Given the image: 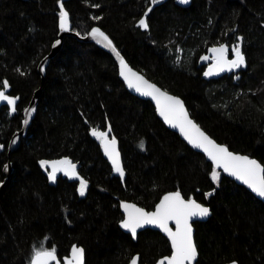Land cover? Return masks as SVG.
Listing matches in <instances>:
<instances>
[{
	"label": "trees",
	"instance_id": "16d2710c",
	"mask_svg": "<svg viewBox=\"0 0 264 264\" xmlns=\"http://www.w3.org/2000/svg\"><path fill=\"white\" fill-rule=\"evenodd\" d=\"M60 1L0 0V85L8 80L11 93L20 95L17 111L0 109V185L5 164L13 166L0 189V264H31L36 250L53 247L62 259L74 244L84 247L85 264H128L137 253L141 264L154 263L171 253L169 240L149 228L134 240L119 226L120 203L152 209L172 190L212 210L208 220L194 223L196 264H264V203L170 130L151 101L132 94L109 52L67 35L42 81L37 66L58 37ZM62 4L74 31L84 35L102 27L132 66L180 95L210 135L264 165V0ZM142 18L147 29L139 27ZM221 43L231 54L239 45L245 65L207 79L202 56ZM39 87L36 116L8 157V142ZM93 129L117 138L124 179L104 157ZM63 156L79 163L84 196L79 181L61 175L53 184L40 165ZM213 170L219 181L212 180Z\"/></svg>",
	"mask_w": 264,
	"mask_h": 264
},
{
	"label": "snow or ice",
	"instance_id": "6c2138e0",
	"mask_svg": "<svg viewBox=\"0 0 264 264\" xmlns=\"http://www.w3.org/2000/svg\"><path fill=\"white\" fill-rule=\"evenodd\" d=\"M181 2L188 3V0H181ZM152 3H157V0H152ZM61 9L60 28L61 30H67L69 26L68 13L63 11L62 6ZM148 11H151V8ZM147 14L146 12L145 17ZM138 24L141 28H148V23L144 18L140 19ZM91 35L97 38L99 43L104 44L105 47L110 48L116 54L120 63V75L127 82L128 87L134 88L141 95L150 96L155 100L159 114L164 118L165 122L174 128H179L181 134L193 147L203 149L217 169L222 168L224 172L241 180L260 197H264V166L247 156L235 155L227 147L216 144L189 119L184 104L179 98L162 92L142 76L133 72L125 63L123 57L120 56L112 41L98 28H94ZM211 52L213 53L212 59L214 63L204 73L205 76L214 75L225 69L231 71L245 65V57L239 45L232 48L234 59L231 60L228 59V47L226 45L222 44L219 47H213ZM202 59L207 60L209 57H203ZM2 87L7 89L8 82L4 81ZM16 99L6 95L4 91H0V101H6L11 106L13 112L16 111ZM33 111L35 109L28 110V115L30 116ZM24 123L27 124L28 121L25 120ZM110 131L111 128L109 127L108 132ZM108 132H100L93 129L91 134L101 141L105 155L110 159L114 170L123 177L124 169L116 147L117 141L115 137L109 139ZM140 147L143 148V143H141ZM40 165L42 168H51V171L48 173L50 181H56L58 172H63L64 175L70 178L79 179V194L81 196L85 195L87 181L78 176L76 165L70 160L40 161ZM211 178L213 181H219L220 173L213 170ZM211 194L208 193L207 195ZM122 207L126 213V218L122 220L120 226L128 230L134 238L137 234V229L145 225H156L168 235L171 241L172 254L169 257L161 259L158 264H193L197 257V250L193 243L190 221L193 217H207L210 214L208 207L198 203L195 199L186 200L179 191L165 195L153 212H146L134 204L125 203ZM170 221L175 224L174 231L169 227ZM138 260V257H134L131 260V264H138ZM52 261H56V264H59L55 247L51 250H36L31 264H51ZM65 264H84V250L74 245L71 249V258L67 259Z\"/></svg>",
	"mask_w": 264,
	"mask_h": 264
},
{
	"label": "water",
	"instance_id": "95a60500",
	"mask_svg": "<svg viewBox=\"0 0 264 264\" xmlns=\"http://www.w3.org/2000/svg\"><path fill=\"white\" fill-rule=\"evenodd\" d=\"M62 1H63V0H62ZM62 1H60V7L62 6L63 11H65V12L68 13V24H69V26H68V29H67V30H61V28H60V18H59V32H58V37H57V38L55 39V41L53 42L50 51H49V52H48V53H47V54H46V55L40 60V62L38 63V66H37L38 72H39L40 75L42 76V81L44 80L46 66L49 64L50 60H51L53 57H55V56L57 55V53L60 51V49L62 48L63 43H64V38H65V36H67V35H72V36H75V37H76L78 40H80V41H85V42H92V43H95V44H97L100 48H102V49H104L105 51L109 52V53L114 57V59H115V61H116V63H117V66H118L119 77H120V79L124 82L126 88H127L132 94L138 96L139 98H142V99H145V100H149V101H151V103L155 106L156 113H157L158 117L163 121V123H164V124L170 129V130L176 132V133L180 136V138H181L183 141H185V142H186V143H187L192 149H194V150H196V151L202 153V154L206 157L207 161H209L210 163H212V165L215 167V164L212 162V160L209 159L207 153H205V152L203 151V149L193 147V145L190 144V143L188 142V140H186L185 137L181 134L179 128H174V127H172L170 124H168L167 122H165L164 118L159 114V111H158V108H157V105H156L155 100H153L150 96H144V95H141V94H140L139 92H137L134 88H129V87H128L127 82H126V81L124 80V78L120 75V63H119V58L116 56V54H115L110 48H107V47L104 46V44L99 43L98 40H97V38H94V37L91 35L92 30H93L94 28H98L101 32H103V33H104V34H105V35H106V36L112 41V44L114 45V47L116 48V50L120 53V56L123 57L125 63L128 65V67H129L133 72H136L138 75L142 76L146 81H148L150 84L155 85V86H156L157 88H159L162 92H166V93H167L168 95H170V96H173V97H177V98H179V99L183 102V104H184V108H185V110H186L187 113H188V117H189V119L192 120L193 123H195V124L201 129V131H203V132H204V133H205V134H206L211 140H213V141H214L216 144H218V145H221V146L227 147L228 150H229L230 152H232L233 154H235V155H239V156H247L248 158L257 161L259 164H261L262 166H264V165L262 164V162H261L259 159L255 158V157H252V156H250V155H248V154H246V153H242V152L234 151V150L230 149V148L228 147V145L219 142V141L216 140L212 135H210V134H209V133H208V132H207V131H206V130L200 125V123H198V122L194 119V117L191 115V112H190V110H189V108H188V106H187L185 100H184L180 95H178V94H176V93H173V92H171V91L165 89L164 87H162L161 85H159V84L156 83L155 81H153V80H151L150 78H148V77H147L142 71H140L139 69H137V68H135L134 66H132L131 63H130V62L127 60V58L125 57V55H124V54L119 50V48L116 46V44H115V42L113 41V39L111 38V36H110V35H109V34H108V33H107L102 27H100L99 25H95V26H93V27H92V28H91L86 34H84V35L78 33L77 31H74V30L72 29V22H71V19H70V14H69V12L66 10V8L64 7V5L62 4ZM177 1H178V3H180V4H182V5H188V4L191 3L192 0H188V3H182L181 0H177ZM61 10H62V9H61ZM57 41H59V43H57ZM222 44H223V45H226V46L228 47V45H227L226 43H221V44H217V45H214V46H210L209 49H208V51H207V53L204 55V57H210V56H213V53L211 52V49H212L213 47H219V46L222 45ZM228 59L231 60V59H234V57H233V58H230L229 55H228ZM202 61H204V59H202ZM213 63H214V61H213L212 63H210V64L206 67L204 73L208 71L209 67H210ZM238 69H239V68H237V69H232L231 71L225 69L224 71L217 72L216 74L211 75V76H205L204 74H203V76H204L205 78H207V79H210V78H215V77L222 76V75H224V74H226V73H231V72H233V71H235V70H238ZM5 81L8 82V88H7V89H4V88L2 87V85H0V91H4L6 95H8V96H10V97H12V98H17V99H16V105H15V107H16V111H17V106H18V104H19V102H20V95H19V94H18V95H14V94H12V93H11V84L9 83L8 80H5ZM41 91H42V88H41V87H39L38 89H36L35 92H34V94H33V96H32V98H31V100H30V102H29L28 105L24 108V110H23V119H22V127H21L19 130H16V131L13 133V135L11 136V138H10V140H9V142H8V145H7V155H8V157L11 156L12 152H14V151H16V150L18 149V147L20 146V143H21V137L26 135L29 126L31 125L33 119L35 118L36 113H37V107H38V102H39V98H40ZM4 106H8V108H9V112H10V113H14V112L12 111L11 106L8 105L6 101H0V109H1L2 107H4ZM31 109H35V111H33V112L31 113V115L29 116V115H28V110H31ZM25 120L28 121L27 124L24 123ZM112 137H113V136L108 135V138H109V139H111ZM115 139H116V141H117L116 147H117V150L119 151V154H120V162H121V165H122V167H123V169H124V176H123V177H121L120 174L117 173V172L114 170L113 165H112L110 159L108 158L107 155H105L104 148H103L102 144H101V147H102V150H103L104 157L107 159V161L109 162V164H110L111 167L113 168L115 174L118 175L119 177H121V179H124V178L126 177V170H125V168H124L123 156H122V153H121V150H120L119 144H118V140H117L116 137H115ZM100 143H101V141H100ZM0 146H2V147H0V150H3V149H4L3 145L1 144ZM62 159H68V160H70L73 164H75V165H76V171H77V173H78V176H79L80 178H83L82 175H81L80 172H79V163L76 162V161H74L73 159H71V158H69V157H66V156H63V157H57V158L49 159V160H47V161H49V162H53V161H59V160H62ZM5 166H7V167L5 168ZM5 166H4V174L6 175V178H5V180L1 183V185H0V189L3 188V186H4V185L6 184V182L9 180V178H10V176H11V173H12V170H13V166H12L11 160H9V161L5 164ZM215 168H216V167H215ZM47 169H48V173H49V172L51 171V168L49 167V168H47ZM216 169H217V168H216ZM218 170L222 171L226 176H228L229 178H231L232 180H234L236 183H238V184L244 186L245 188H247V189H248V190H249V191H250V192H251L256 198H258L259 200H261V201L264 203V197H260L257 193L253 192L252 189L249 188L246 184H244L241 180H238L235 176H232V175H230V174L224 172L222 168H220V169H218ZM61 175H62V176H65V177H67V178H69L70 180H73V181H79V179H76V178H70L69 176L64 175L63 172H58V173H57V179H58V177L61 176ZM57 179H56L55 182H53V181H50V182L53 183V184H56V183H57ZM83 179H84V178H83ZM84 180H85V179H84ZM176 191H179V192L181 193V195H182L186 200H187V199H195L198 203L202 204V205L205 206V207H208L209 210H210V214H209L207 217H193L192 220L190 221V223H191V227H192V238H193V243L195 244V247H196V250H197V257H196V260L193 262V264H196V262H197V260H198V257H199V251H198V248H197V245H196V240H195V231H196V228H195L194 223H195V222H198V221H206V220H208V219L210 218V216L212 215V210H211V207H210L209 205L204 204V203L198 201V200H197L196 198H194V197L186 198L180 190H172V191H168V192L164 193V194L160 197V199L158 200V202L155 204L154 208H152V209H147L146 207H143V206L137 204V203L134 202V201H129V200H123V201H121V203H120V208H121V211H122V213H123V218L120 220V222H119V226L121 225L122 220L126 218V213H125V211H124V209H123V207H122L123 204H125V203H127V204H134L136 207H138V208H142V209H144L146 212H153V211L156 210V206L160 203V201L162 200V198H163L165 195H167V194H169V193H172V192H176ZM169 227L172 228L173 231H174V230H175V224H174V222H171V221H170V222H169ZM120 228H121L123 231H125V232L131 234L128 230L122 228L121 226H120ZM148 228H149V229H154V230H158V231H160L164 236H166V238L169 240L170 245H171V241H170L168 235H167L163 230H161L159 227H157L156 225H145L144 227L137 229V234H136L135 238L132 236V234H131V236L133 237L134 240H137V237H138L139 232H140V231H143V230H145V229H148ZM74 245L77 246V247H79V248H82V249L84 250V264H85L86 252H85L84 247L81 246V245H77V244H74ZM74 245H72V247H73ZM72 247H71V249H72ZM71 249H70L69 254L66 255V256H64L62 259H60L59 256H58V254L56 253L57 260L59 261V264H65V261H66L67 259L71 258ZM171 254H172V247H171V253H170L169 255H166V256H163V257L159 258V259H158L156 262H154V263H144V264H158V262H159L161 259H163L164 257H169V256H171ZM134 257H138V258H139V260H138V264H141V263H140V256H139V254H138V253L135 254V255L131 258V260H132ZM131 260L129 261L128 264H131ZM51 264H56V261H52ZM223 264H239V262L236 261V260H232V261L225 262V263H223Z\"/></svg>",
	"mask_w": 264,
	"mask_h": 264
},
{
	"label": "flooded vegetation",
	"instance_id": "af4514ba",
	"mask_svg": "<svg viewBox=\"0 0 264 264\" xmlns=\"http://www.w3.org/2000/svg\"><path fill=\"white\" fill-rule=\"evenodd\" d=\"M207 51H208V50H207ZM206 53H207V52H206ZM206 53H205V54H206ZM205 54H204V55H205ZM204 55L202 56V58L204 57ZM228 55H229L230 58H233V57H234L233 52H232V54L230 53L229 47H228ZM201 60H202V59H201ZM212 62H213L212 56H210L209 59H207V60L201 61V63L205 66V67H204V71H205L206 67H207L210 63H212ZM235 71H236V70H235ZM203 74H204V72H203Z\"/></svg>",
	"mask_w": 264,
	"mask_h": 264
},
{
	"label": "bare ground",
	"instance_id": "6f19581e",
	"mask_svg": "<svg viewBox=\"0 0 264 264\" xmlns=\"http://www.w3.org/2000/svg\"><path fill=\"white\" fill-rule=\"evenodd\" d=\"M214 61V60H213ZM8 107V106H7ZM109 134V133H108ZM184 195V194H183ZM187 198V197H186ZM190 198V197H189Z\"/></svg>",
	"mask_w": 264,
	"mask_h": 264
}]
</instances>
